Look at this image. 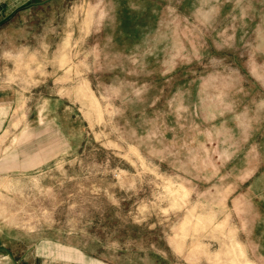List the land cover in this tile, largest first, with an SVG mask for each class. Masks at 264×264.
<instances>
[{"label": "rangeland", "instance_id": "rangeland-1", "mask_svg": "<svg viewBox=\"0 0 264 264\" xmlns=\"http://www.w3.org/2000/svg\"><path fill=\"white\" fill-rule=\"evenodd\" d=\"M0 264H264V0H0Z\"/></svg>", "mask_w": 264, "mask_h": 264}]
</instances>
